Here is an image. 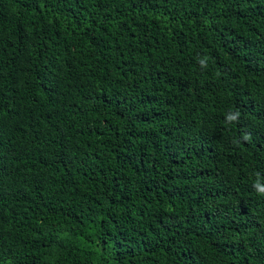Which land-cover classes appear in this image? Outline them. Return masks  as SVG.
I'll return each instance as SVG.
<instances>
[{
  "label": "trees",
  "instance_id": "obj_1",
  "mask_svg": "<svg viewBox=\"0 0 264 264\" xmlns=\"http://www.w3.org/2000/svg\"><path fill=\"white\" fill-rule=\"evenodd\" d=\"M264 0H0V264H264Z\"/></svg>",
  "mask_w": 264,
  "mask_h": 264
},
{
  "label": "clouds",
  "instance_id": "obj_2",
  "mask_svg": "<svg viewBox=\"0 0 264 264\" xmlns=\"http://www.w3.org/2000/svg\"><path fill=\"white\" fill-rule=\"evenodd\" d=\"M260 194H264V190L258 191Z\"/></svg>",
  "mask_w": 264,
  "mask_h": 264
}]
</instances>
